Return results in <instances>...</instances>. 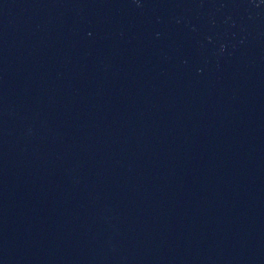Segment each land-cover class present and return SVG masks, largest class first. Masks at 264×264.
Masks as SVG:
<instances>
[{
    "label": "water",
    "instance_id": "1",
    "mask_svg": "<svg viewBox=\"0 0 264 264\" xmlns=\"http://www.w3.org/2000/svg\"><path fill=\"white\" fill-rule=\"evenodd\" d=\"M0 264H264V0H0Z\"/></svg>",
    "mask_w": 264,
    "mask_h": 264
}]
</instances>
